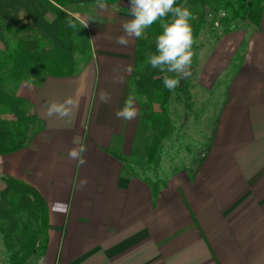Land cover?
<instances>
[{
    "label": "crops",
    "instance_id": "1",
    "mask_svg": "<svg viewBox=\"0 0 264 264\" xmlns=\"http://www.w3.org/2000/svg\"><path fill=\"white\" fill-rule=\"evenodd\" d=\"M25 6L24 22L61 45L57 16L42 19V0ZM70 6L76 15L84 6L75 17L87 22L91 53L75 75L24 72L15 87L38 121L29 144L0 164L1 175L33 186L47 203L46 264H264V0L258 23L202 28L190 79L198 102L218 99L214 129L190 163L160 169L166 184L157 195L118 156L135 160L139 134L149 133L140 130L131 86L138 39L116 43L130 0ZM129 96L137 117L117 119ZM68 98L71 117L46 115L49 102ZM74 138L86 148L82 166L67 155L79 146Z\"/></svg>",
    "mask_w": 264,
    "mask_h": 264
},
{
    "label": "trees",
    "instance_id": "2",
    "mask_svg": "<svg viewBox=\"0 0 264 264\" xmlns=\"http://www.w3.org/2000/svg\"><path fill=\"white\" fill-rule=\"evenodd\" d=\"M55 11L59 22L58 37L61 45L52 38L25 25L6 26L0 35V77H19L27 70H42L51 76H71L79 72L91 53V42L84 25L72 14L63 10L73 3H115L118 0H42ZM263 0H218L226 15L223 27L240 19L258 23ZM210 0H177L192 12L190 21L195 41L208 21ZM171 22L169 14L165 18ZM69 21L74 26H70ZM161 21L145 30L138 39L131 86L140 107L142 127L150 130L146 146V164L135 165L118 155L132 172L150 184L155 195L166 182L160 177L165 141L177 135L170 105L174 90L164 86L159 69L148 63L156 52V37L162 33ZM192 64H194L192 58ZM176 77L175 73H167ZM179 80V77H176ZM38 119L31 102L16 97L0 87V155L14 153L30 142L31 132ZM142 128H140L141 130ZM47 203L36 188L12 176L0 177V234L14 264H26L31 257L39 260L44 255L47 239Z\"/></svg>",
    "mask_w": 264,
    "mask_h": 264
},
{
    "label": "clouds",
    "instance_id": "3",
    "mask_svg": "<svg viewBox=\"0 0 264 264\" xmlns=\"http://www.w3.org/2000/svg\"><path fill=\"white\" fill-rule=\"evenodd\" d=\"M101 8L106 5L101 4ZM130 19L121 23L123 35L116 38V43L127 47L130 38L140 39L144 36L145 30L150 28L157 21H161L162 33L156 37V52L148 58V63L154 69H159L163 76L164 86L174 90L179 80L176 77L183 76L190 70L193 58V36L190 21L193 19L192 12L185 6H177V0H130ZM171 14V22L165 20ZM70 26H74L69 21ZM81 23L87 26L86 20ZM131 71V66L127 69ZM167 73H175L176 77H170ZM98 99L101 103H108L111 99L110 94L105 90H100ZM74 100L68 98L63 102H49L46 105V115L48 117L58 116L60 118H69L72 115ZM138 115V109L135 106V98L129 96L124 106L115 112L117 119L133 120ZM73 147L68 152V158L76 160L78 165H84L86 160L82 154L86 151L83 144L79 143L78 138H74ZM87 185V179L80 181V187ZM38 264H46V258L41 257Z\"/></svg>",
    "mask_w": 264,
    "mask_h": 264
},
{
    "label": "rangeland",
    "instance_id": "4",
    "mask_svg": "<svg viewBox=\"0 0 264 264\" xmlns=\"http://www.w3.org/2000/svg\"><path fill=\"white\" fill-rule=\"evenodd\" d=\"M28 1L29 0H24V5H19L18 0H0V35L4 32L6 26H15L21 24L38 29L36 26L37 24L35 22L32 23L24 22V18H27V16L24 15L22 9L28 7L25 6L26 2ZM44 5H45L44 6L45 11L42 15V19L49 20L54 17L53 14H55V11L53 10L52 7H49L47 4L44 3ZM212 7L214 9H212L211 12L214 14V16H217L221 11L219 3L213 4ZM63 10L76 16L77 18H80L79 13L83 15L82 13L84 10V6L79 9H74V11H76L78 16L72 11L73 9L71 6L65 7L63 8ZM37 11L38 10L35 11V14L37 13ZM82 25L84 24L82 23ZM205 26L208 29H211L212 27L216 29L218 28L214 26L213 21L210 18H208V21L205 24ZM198 44L200 43L199 40L197 39V41H195V43L193 44V52L196 50ZM23 74L17 78L0 77V87L13 96L24 98L18 92L19 87L21 86L23 81L22 79L24 77ZM192 85H193V79L188 80L185 83V85L180 89V91L174 92L171 101L170 112L173 121L177 126V135L172 140L165 141L164 143L165 151L163 156V164L165 162V166L163 167V164L161 166V168H166L165 169L166 171H164V173L168 172L169 170H172L173 167L180 168L185 164L190 163L192 157L194 155H197L196 153L199 150V148L205 146L206 142L210 140L211 131L212 129H214L213 125L216 120V112H217V109L215 112L214 107L217 105L218 99L216 101L214 97H212V100L204 98L202 102H198L193 94ZM15 86L18 87V90ZM140 128H142V126H140ZM149 136H150V130L148 134L141 132L137 139L138 145L136 143L138 154L135 155V160L133 158H126V157H124V159L125 160L128 159L130 162L134 163L135 165H145L146 164L145 156L147 152L146 146L148 144L146 140L147 139L149 140ZM7 155L8 154L0 155V164L2 161H5L6 159L13 158L11 156L3 159V157ZM0 168H2L1 165ZM2 176L3 175H1L0 173V177ZM38 261L39 260H37V258L31 257L26 264H38ZM0 264H14V261L11 259L10 254H8L5 248L1 234H0Z\"/></svg>",
    "mask_w": 264,
    "mask_h": 264
},
{
    "label": "built area",
    "instance_id": "5",
    "mask_svg": "<svg viewBox=\"0 0 264 264\" xmlns=\"http://www.w3.org/2000/svg\"><path fill=\"white\" fill-rule=\"evenodd\" d=\"M225 15L226 13L224 10H221L217 16H214L212 12H209L208 18H210L213 21L214 26L219 27Z\"/></svg>",
    "mask_w": 264,
    "mask_h": 264
},
{
    "label": "water",
    "instance_id": "6",
    "mask_svg": "<svg viewBox=\"0 0 264 264\" xmlns=\"http://www.w3.org/2000/svg\"><path fill=\"white\" fill-rule=\"evenodd\" d=\"M194 72H195V67L193 64H191L190 70L188 71V73H186L183 76H179V87L180 88H182L187 82V80L193 76Z\"/></svg>",
    "mask_w": 264,
    "mask_h": 264
}]
</instances>
